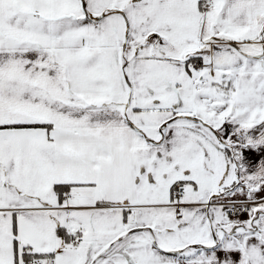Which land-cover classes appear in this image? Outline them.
<instances>
[{
	"label": "snow or ice",
	"instance_id": "1",
	"mask_svg": "<svg viewBox=\"0 0 264 264\" xmlns=\"http://www.w3.org/2000/svg\"><path fill=\"white\" fill-rule=\"evenodd\" d=\"M0 264H264V0H0Z\"/></svg>",
	"mask_w": 264,
	"mask_h": 264
}]
</instances>
